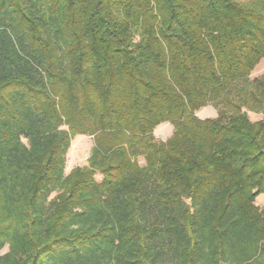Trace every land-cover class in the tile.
Here are the masks:
<instances>
[{
	"label": "trees",
	"instance_id": "trees-1",
	"mask_svg": "<svg viewBox=\"0 0 264 264\" xmlns=\"http://www.w3.org/2000/svg\"><path fill=\"white\" fill-rule=\"evenodd\" d=\"M262 60L264 0H0V264H264Z\"/></svg>",
	"mask_w": 264,
	"mask_h": 264
},
{
	"label": "rangeland",
	"instance_id": "rangeland-1",
	"mask_svg": "<svg viewBox=\"0 0 264 264\" xmlns=\"http://www.w3.org/2000/svg\"><path fill=\"white\" fill-rule=\"evenodd\" d=\"M238 1H245V0H238ZM261 62H264L262 60ZM264 73V64H258L256 69L252 72L250 76V80L253 78L261 75ZM219 108L216 107L214 104H209L206 107H203L199 113L201 118H214L217 116ZM249 118L252 121L260 119V114L253 111H247ZM172 133V126L168 123H163L159 125L155 131L154 135L156 139L165 140L168 138ZM92 137L87 135H76L73 137L70 143V147L67 151L66 155V166H65V173L67 174L72 168L76 166H84L87 163V158L90 154L91 147H92ZM140 164H144L143 159H139ZM95 178L97 180L100 179V175L96 174ZM56 192H53L50 195V198L55 195ZM255 204L258 205L260 208H264V193L257 196L255 200ZM8 250V247L5 246L0 250V255L4 254Z\"/></svg>",
	"mask_w": 264,
	"mask_h": 264
},
{
	"label": "crops",
	"instance_id": "crops-1",
	"mask_svg": "<svg viewBox=\"0 0 264 264\" xmlns=\"http://www.w3.org/2000/svg\"><path fill=\"white\" fill-rule=\"evenodd\" d=\"M262 64H264V63H262ZM201 109H202V108H201ZM201 109H200V110H201ZM200 110H199V111H200ZM197 112H198V111H197ZM196 114H197V116H198L199 118H201L200 115H199V113H196Z\"/></svg>",
	"mask_w": 264,
	"mask_h": 264
}]
</instances>
